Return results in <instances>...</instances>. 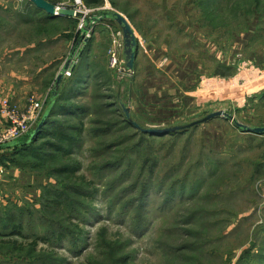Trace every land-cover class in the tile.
I'll return each mask as SVG.
<instances>
[{
  "label": "rangeland",
  "instance_id": "rangeland-1",
  "mask_svg": "<svg viewBox=\"0 0 264 264\" xmlns=\"http://www.w3.org/2000/svg\"><path fill=\"white\" fill-rule=\"evenodd\" d=\"M52 1L87 14L118 10L138 53L134 69L110 70L113 44L124 66L123 35L113 20L93 24L83 36L92 35V61L88 40L81 42L83 59L55 90L82 19L0 0V130L9 126L4 102L24 110L62 92L76 112L56 108L48 130L59 123L71 133L84 122L69 159L49 148L37 156L0 151V264H264V134L218 116L145 141L121 106L144 128L186 125L218 110L264 126V0ZM52 140L43 135L34 145ZM64 165L75 172L60 171Z\"/></svg>",
  "mask_w": 264,
  "mask_h": 264
},
{
  "label": "water",
  "instance_id": "water-1",
  "mask_svg": "<svg viewBox=\"0 0 264 264\" xmlns=\"http://www.w3.org/2000/svg\"><path fill=\"white\" fill-rule=\"evenodd\" d=\"M30 3H32L35 7H37L40 10H43V12H46L48 15L51 16H74L76 15L77 17L82 19L83 25H85V28H83L81 35H79V38L77 42L75 43L72 51L68 55V58L62 65L63 67L60 68L56 78H55V83H54V89L57 90L59 85L61 84L62 80L64 79V74L67 70L72 69L73 67V61L75 58L78 57L79 52H78V47L81 42H85L88 40V37H83L85 35V32L87 28L92 31V25L97 24L102 20H113L117 23V25L120 27L121 34L122 36V56L124 57V68L126 71H130L134 69L135 65V59L138 53V38L133 30V27L131 26L130 22L127 20V18L118 10L110 8V7H102L98 8L96 10H93L92 12L85 14L80 11H74L72 8H67L65 6H58L55 3L49 1V0H28ZM61 7V10H58V8ZM121 106L125 112L126 117L130 119V113L129 109L124 106L121 103ZM51 108V104H49L44 111L42 117L38 121V123L34 126L32 133L28 140L32 139L35 134L40 131L39 129L43 125L49 111ZM224 117L227 119L232 120L234 124H236L237 128H239L243 132H250L254 134H264V126H247L244 125L240 122H238L233 115L222 111H214L209 114H207L204 119L198 120L195 122H192L190 124L186 125H175V126H169V127H149V128H142L140 127L136 122L132 121V124L140 129L144 133H149V134H161V133H167V132H172V131H177L180 129H187L191 125L198 124L199 122H205L208 121L211 118L214 117ZM17 141H9L6 143H1L0 144V149L4 148H9L13 147L17 144Z\"/></svg>",
  "mask_w": 264,
  "mask_h": 264
},
{
  "label": "trees",
  "instance_id": "trees-1",
  "mask_svg": "<svg viewBox=\"0 0 264 264\" xmlns=\"http://www.w3.org/2000/svg\"><path fill=\"white\" fill-rule=\"evenodd\" d=\"M49 1H51V0H49ZM92 3L93 4H96L98 2L96 0H88V2H87L88 5L89 4H92ZM48 16L54 17V16H51V15H48ZM62 82H63V80H62ZM76 82H77L76 83V86L78 87L81 84L80 83V80L78 79V80H76ZM61 85L62 84H60L59 87ZM62 93L56 94V96L53 97V99L49 100V102L47 104H45L44 111L46 110L47 106L49 104H51L50 111H49V113H48V115H47V117H46L43 125L39 129L40 131H38L32 139H30V140L27 139L26 140L27 143H22V140L21 139L14 140V141H17L18 142L15 146L9 147V148H4V149L16 148L15 150H17L19 148H23V150H27V151L30 150V153H32L34 156H37L42 149L49 148V149H51L53 151H56L60 155L61 158L69 159V157L71 155V152H73V150L75 149L74 146H75L76 142H78L77 141V135H80V133H81V130L80 129H81V127L83 128L84 122H82V121L79 122V125L81 127L80 126H77V127H74L73 129L71 128V131H72L71 133H69L70 131L66 130L59 123L56 124V128L55 129L48 130L47 126L48 125H51L52 122L54 123V121H55L52 117H53V115H55L54 113H55V109L56 108L59 109L58 111H61V112L64 111L63 112L64 114H67V113H65V110L69 111V113H71L72 111H75L74 108L73 109H68V107H71L70 104L61 102V100H63V99H61ZM67 100H65V102H67ZM61 108L63 110H61ZM76 108H77V106H76ZM78 108L81 109V107H78ZM122 110H123V108H122ZM44 111H43V113H44ZM123 112H124V110H123ZM43 113H42V115H43ZM123 117H125V118H123V121L127 124V126L133 128L134 133H136V135H140V138L142 140H145V141H150V140L151 141H156L157 138H160L163 135H165V133H161V134H149V133L142 132L140 129L136 128L132 124V121H134V122H136V121L132 119L133 117H131V113H130V117H131L130 119H128V117H126L125 112H124V116ZM137 124L140 127H142L139 123H137ZM191 127H192V125H191ZM142 128H144V127H142ZM188 128H190V127H188ZM187 129L185 128V129H180V130H177V131L167 132V135H176L178 133H182L183 131H186L187 132ZM73 133H75L76 135H73ZM43 135H47L49 137H52L53 140L52 141L44 142V143L41 144L40 147L39 146L36 147L34 145L35 144V141L39 137H42ZM51 150L47 154H44L45 157H43V158L50 157V154H54ZM0 151H2V149H0ZM143 164H144V160L142 161V165ZM59 170L62 171V172H68V171H71L72 173L75 172V168H73V167L71 168L69 165H64L62 168H59ZM71 175H73V174H71ZM149 184L150 183H147L145 181L140 186L141 188H140V196H139V199H140V204L139 205H141V202L144 204L145 203V200H147L146 198H147L148 191H149V189H148V187H149L148 185ZM68 190L72 191L71 189H68ZM66 191H67V189H66ZM75 193H80V192H75ZM170 194L173 196V191L172 190L168 191V196ZM166 196H167V193H166ZM68 197H70V196L65 194V198L64 199L66 201H68L69 203H71V204H75L76 203L75 201L70 200ZM166 199H167V197H166Z\"/></svg>",
  "mask_w": 264,
  "mask_h": 264
},
{
  "label": "built area",
  "instance_id": "built-area-1",
  "mask_svg": "<svg viewBox=\"0 0 264 264\" xmlns=\"http://www.w3.org/2000/svg\"><path fill=\"white\" fill-rule=\"evenodd\" d=\"M77 1H79V3L81 2V0ZM77 1L76 3H78ZM62 5L65 6V4ZM86 37H90V35H87ZM115 48L116 46L113 44L108 51L107 63L109 69L115 72H118L119 70L128 72L125 70L124 66H121L120 56ZM76 61L77 59L75 58L73 61L74 65ZM71 72L72 69L67 70L64 77L70 76ZM4 103L3 111L7 113L6 115L8 116L9 126L5 130H0V144L20 139L40 120L45 108V101L41 99H31L29 105L24 110H19L16 107L9 106L6 102Z\"/></svg>",
  "mask_w": 264,
  "mask_h": 264
},
{
  "label": "crops",
  "instance_id": "crops-1",
  "mask_svg": "<svg viewBox=\"0 0 264 264\" xmlns=\"http://www.w3.org/2000/svg\"><path fill=\"white\" fill-rule=\"evenodd\" d=\"M53 2V1H52ZM32 4V3H31ZM32 6L36 9V10H38V11H43V10H39V9H37V7H35L33 4H32ZM32 10H33V8H31ZM43 13H45V15H46V17H50V16H48L47 14H46V12H43ZM54 17H57V16H54ZM58 17H65V16H58ZM67 17H70V16H67ZM56 21H59V18H56V20H55V22ZM98 24V23H97ZM97 24H95V25H97ZM95 25H93L92 26V33H93V31H94V29H95ZM92 36V35H91ZM90 36V37H91ZM90 40H92V38H90L85 44H86V51H85V53H84V56L85 57H87V59H86V63L88 64L90 61H92L91 59L92 58H89V56L91 55V51L89 50V44L91 43V41ZM90 52V53H89ZM88 55V56H87ZM78 60L80 59V60H82L83 58H82V53H81V55L77 58ZM77 60V61H78ZM77 61H76V63H77ZM89 61V62H88ZM79 67L78 66H76V68L74 69V71H77V70H79L78 69ZM89 77H88V79H84V81L86 82V81H88V83H90L89 82V80H90V78H91V73L88 75ZM27 77H25L24 79H26ZM28 79V78H27ZM79 80H80V83L82 84V82H83V79L82 78H79ZM28 82H32L33 81V79H31V80H27ZM80 84V85H81ZM91 84V83H90ZM60 88H62L61 86H60Z\"/></svg>",
  "mask_w": 264,
  "mask_h": 264
},
{
  "label": "bare ground",
  "instance_id": "bare-ground-1",
  "mask_svg": "<svg viewBox=\"0 0 264 264\" xmlns=\"http://www.w3.org/2000/svg\"><path fill=\"white\" fill-rule=\"evenodd\" d=\"M77 2L79 3V1H77ZM61 9H62L61 7L58 8V10H61ZM85 14H87V13H85Z\"/></svg>",
  "mask_w": 264,
  "mask_h": 264
}]
</instances>
